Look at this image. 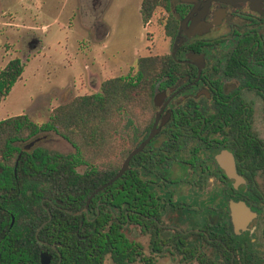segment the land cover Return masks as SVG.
I'll use <instances>...</instances> for the list:
<instances>
[{
  "label": "flooded vegetation",
  "instance_id": "1",
  "mask_svg": "<svg viewBox=\"0 0 264 264\" xmlns=\"http://www.w3.org/2000/svg\"><path fill=\"white\" fill-rule=\"evenodd\" d=\"M181 3V15L175 7L172 13L180 16L177 37L183 41L176 48V37L170 53L181 63L147 65L159 69L157 74H148L159 79L141 83L140 92L149 96L145 101L149 106L140 107L132 128L127 127L129 114L123 111L125 118L114 130L120 169L131 152L145 143L118 179L120 192L126 191L129 179L134 183V221L128 216L124 227L138 233L134 239L137 258L152 264L159 256L174 254L181 261L199 264L196 256L189 257L190 248L201 254L210 246L219 258L220 245L231 252L230 246L246 250L244 239L252 243L257 222L264 218L261 175L254 174V168L264 164V136L255 126L260 107L264 113V0ZM195 28L201 32L192 34ZM29 45L36 48L37 40H30ZM189 54L203 55L204 63L196 64ZM138 69L137 65L127 77H135ZM155 124L159 131L147 140ZM224 153L234 159L239 180L221 165L219 157ZM177 164L185 172L180 179L172 177ZM126 172L133 175L126 177ZM253 182L257 191L250 186ZM232 200H242L257 212L245 229L235 227ZM201 202L208 207L201 208ZM184 207L192 211V225H184L188 218ZM118 210L121 214L130 211L123 204ZM45 245L57 251L59 243Z\"/></svg>",
  "mask_w": 264,
  "mask_h": 264
},
{
  "label": "trees",
  "instance_id": "2",
  "mask_svg": "<svg viewBox=\"0 0 264 264\" xmlns=\"http://www.w3.org/2000/svg\"><path fill=\"white\" fill-rule=\"evenodd\" d=\"M182 6L180 0H142L143 21L148 22L159 7L167 11L175 7L181 15ZM179 15L172 14L165 24L166 34L174 41L180 31ZM178 63L170 53L141 56L135 77L104 80L99 92L78 95L57 106L45 123L39 124L24 113L0 120V264H42L43 250L53 255L51 264H104L106 255L114 264L141 261L137 258L138 245L124 227L128 216L131 222L135 216L132 180L126 182L125 192H120V179L116 180L94 195L89 212L74 213L82 210L91 194L120 169L122 159L119 155L112 157L118 150L115 132L125 118L123 111L129 114L127 127L132 128L140 107L149 106L145 102L149 96L140 92L141 83L157 79L152 75L159 69L147 65ZM23 71L20 58L10 60L0 71V103ZM42 132L55 133L75 152L51 150L37 143ZM98 160L106 163L101 161L100 165ZM81 166L84 171L79 170ZM130 172L124 176H132ZM257 172L264 190V164L254 168V174ZM250 186L257 191L254 182ZM147 196L145 192L144 201ZM122 204L130 211L121 214L118 208ZM44 222L37 238L36 232ZM40 240L59 243L58 250ZM222 241L227 242L224 238ZM220 247L222 256L218 259L208 253L195 254L192 248L189 257L196 256L199 264H254L244 249L230 246L233 256L223 245ZM141 262L152 264L146 259Z\"/></svg>",
  "mask_w": 264,
  "mask_h": 264
},
{
  "label": "rangeland",
  "instance_id": "3",
  "mask_svg": "<svg viewBox=\"0 0 264 264\" xmlns=\"http://www.w3.org/2000/svg\"><path fill=\"white\" fill-rule=\"evenodd\" d=\"M95 1L0 0V71L14 58H20L24 65L22 76L0 103V120L24 113L39 124L45 123L57 106L78 95L99 92L108 78L133 74L139 57L171 53L174 39L166 34L165 24L172 11L159 7L144 22L142 0ZM32 39L37 40L36 48L29 45ZM255 121L258 133L264 136L262 107ZM40 138L37 143L48 149L75 152L53 132H42ZM118 155L116 150L113 159ZM101 161L98 164L106 163ZM184 175L182 165L177 164L172 177L180 179ZM186 200L191 204L192 200ZM199 206L207 208L208 204L201 202ZM183 212L188 217L184 225H192V211L184 207ZM171 215L178 217L177 213ZM257 224L252 243L244 239L245 251L254 264H264L263 215ZM127 234L132 239L138 235L134 228ZM205 251L212 253L210 246ZM145 252L149 255L150 249L145 248ZM211 256L219 258L217 252ZM180 259L178 254L159 256L155 263L198 264ZM104 264H114L110 255L105 256Z\"/></svg>",
  "mask_w": 264,
  "mask_h": 264
},
{
  "label": "water",
  "instance_id": "4",
  "mask_svg": "<svg viewBox=\"0 0 264 264\" xmlns=\"http://www.w3.org/2000/svg\"><path fill=\"white\" fill-rule=\"evenodd\" d=\"M181 2H190V3H195L196 6H198L201 3H211L212 1L215 0H180ZM222 1V0H221ZM195 22H197V20L195 19ZM196 32H201L200 30H198L197 28L194 29V31H192V34H195ZM182 37H177L176 41H175V46L176 48L178 46H180L182 44ZM190 59L193 60V62H195L196 64L202 65L204 63V59H203V55H198V54H189L188 55ZM159 131V128L156 127V124L149 136V138L147 140H149L150 138H152L157 132ZM145 143H143L140 147H138L137 149L133 150L131 152V154L128 156L127 160L125 161L123 167L115 174V176L110 179L108 182L104 183L102 186L98 187L92 194L91 196L88 198L86 206L78 211L75 212V215H79L82 212H88V207L90 205V202L92 200V198L94 197L95 194H97L98 192L102 191L104 188L108 187L109 185L113 184L116 180H118V178L128 169L129 166V161L130 159L137 153L139 152ZM219 160L221 162V165L225 168V170L227 171V173L231 176L234 177L236 179H240L241 177L238 175L236 168H235V162L234 159L232 158L231 155H225V153L219 157ZM59 203H61V201H59ZM230 208H231V215H232V219L233 222L235 224V227L237 230H239L240 228L245 229L247 224L257 216V212L253 211L244 201L239 200V201H234L232 200L230 202ZM67 210V209H66ZM69 211V210H67ZM51 217V215H50ZM14 220V219H13ZM46 224V222H44L39 229L36 232V237L38 238V233L39 230L41 229L42 226H44ZM45 244H49L48 242H43ZM55 247V245H53ZM52 261V254L49 253L48 251H43L41 253V263L42 264H51Z\"/></svg>",
  "mask_w": 264,
  "mask_h": 264
},
{
  "label": "crops",
  "instance_id": "5",
  "mask_svg": "<svg viewBox=\"0 0 264 264\" xmlns=\"http://www.w3.org/2000/svg\"><path fill=\"white\" fill-rule=\"evenodd\" d=\"M100 25L102 26V28H104V22L101 20V22H100Z\"/></svg>",
  "mask_w": 264,
  "mask_h": 264
}]
</instances>
